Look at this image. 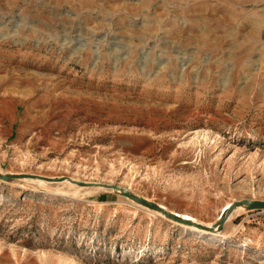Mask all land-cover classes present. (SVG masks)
<instances>
[{
  "label": "rangeland",
  "instance_id": "374dc122",
  "mask_svg": "<svg viewBox=\"0 0 264 264\" xmlns=\"http://www.w3.org/2000/svg\"><path fill=\"white\" fill-rule=\"evenodd\" d=\"M0 171V264H264V0H0Z\"/></svg>",
  "mask_w": 264,
  "mask_h": 264
},
{
  "label": "water",
  "instance_id": "95a60500",
  "mask_svg": "<svg viewBox=\"0 0 264 264\" xmlns=\"http://www.w3.org/2000/svg\"><path fill=\"white\" fill-rule=\"evenodd\" d=\"M22 178H40V179H46L49 181H61L64 178L60 177V178H46V177H42L39 175H32V174H26V173H5V172H1L0 171V180L3 181H10V180H21ZM70 182L72 183H76L79 186H85V187H90V186H98V187H104L107 189H114L116 190L117 193H120L121 195L127 197L128 199L140 203L152 210H158L160 211L165 217L170 218V219H174L178 222L181 223H186V224H192L193 226H195L196 228L202 229L204 230V232L209 231V233H213L214 231V225L212 226H204L203 224L194 222L192 220H185L182 217H179L178 215H175L172 212H169L163 208H161L157 202H152V201H148L146 199H144L142 196H139L138 194H134L131 191H129L128 189L118 186L116 184H108V183H83V182H78V181H74L72 179H70L69 177H66ZM241 204H245L247 209H264V200H251V199H241L239 201H234L232 202L231 206L228 208V210L226 212H224V214L222 215V219L219 222V231H221L222 225H224L223 221H224V217L225 214L227 212H231L235 207H237L238 205Z\"/></svg>",
  "mask_w": 264,
  "mask_h": 264
},
{
  "label": "bare ground",
  "instance_id": "6f19581e",
  "mask_svg": "<svg viewBox=\"0 0 264 264\" xmlns=\"http://www.w3.org/2000/svg\"><path fill=\"white\" fill-rule=\"evenodd\" d=\"M21 180H26V179H24V178H22ZM83 188H92V189H106V190H113V191H116V190H114V189H107V188H104V187H98V186H90V187H83ZM241 205H245V204H241ZM240 205H238V207H239ZM228 210V208L225 210V212ZM229 213L230 212H227L226 214H225V217H224V221H223V223L224 222H226L227 221V219H228V215H229ZM231 216V215H230ZM181 217H182V215H181ZM183 219H185V220H191L190 219V217L188 218V217H183ZM186 224V223H185ZM217 230H219V226H218V229Z\"/></svg>",
  "mask_w": 264,
  "mask_h": 264
}]
</instances>
